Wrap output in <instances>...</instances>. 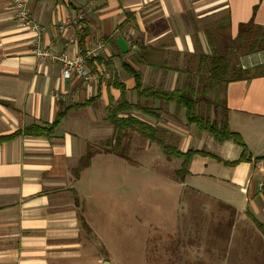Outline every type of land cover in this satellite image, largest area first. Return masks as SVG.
Masks as SVG:
<instances>
[{
    "label": "crops",
    "instance_id": "0c3cea01",
    "mask_svg": "<svg viewBox=\"0 0 264 264\" xmlns=\"http://www.w3.org/2000/svg\"><path fill=\"white\" fill-rule=\"evenodd\" d=\"M87 2L28 0L27 5L44 28L40 45L51 55L73 58L97 49L85 65L91 72L104 68L111 78L90 83L65 77L57 61L34 56V33L18 24L10 0H0V137L21 132L0 143V264H63L78 258L83 231L96 235L86 212L94 164L122 158L98 152L78 177L74 171L88 146L113 137L106 116L109 104L120 99L117 84L125 87L129 103L159 111L157 121L140 112L133 115L158 128L162 138L172 141L168 145L222 161L195 156L186 178L222 190L213 199L247 221L252 248L257 244L261 252L256 264H264V160H256L264 155V64L256 66L263 65L254 70L256 77L222 87L228 127L240 135L251 158L236 165L225 163L240 157L237 145L219 143L187 124L184 110L174 104L140 97L134 79L124 71L128 66L138 72L143 87L183 89L184 72H194L198 54L212 50L206 25L219 30L223 11L229 15L225 29L232 40L239 24L251 19L264 27V0H104L88 7ZM81 12L79 27L59 31L62 22ZM67 108L49 137L22 133L32 125H51ZM191 187L200 191L194 183ZM214 235L222 242V234Z\"/></svg>",
    "mask_w": 264,
    "mask_h": 264
},
{
    "label": "rangeland",
    "instance_id": "374dc122",
    "mask_svg": "<svg viewBox=\"0 0 264 264\" xmlns=\"http://www.w3.org/2000/svg\"><path fill=\"white\" fill-rule=\"evenodd\" d=\"M224 17L222 11V24ZM206 27L210 28L211 51L224 55L232 41L227 30H214L210 24ZM230 57L241 69L264 64V51ZM195 84L200 87L201 82L196 79ZM215 96L218 107L201 103L197 112L219 122L222 87L217 94L208 92L207 99L212 101ZM163 141L172 142L167 137ZM146 144L128 132L120 148L114 150L127 156L125 162L117 158L94 164L86 212L98 237L83 231L78 258L63 264H219V259L226 264H256L261 252L257 244L252 248L247 221L239 220L231 208L213 199L222 190L202 180L184 177L183 182L178 181L174 171L180 168V160L164 157L156 144ZM93 145L99 152L110 149L106 141ZM193 183L200 191L191 187ZM216 232L222 234V242L216 235L213 240Z\"/></svg>",
    "mask_w": 264,
    "mask_h": 264
},
{
    "label": "trees",
    "instance_id": "16d2710c",
    "mask_svg": "<svg viewBox=\"0 0 264 264\" xmlns=\"http://www.w3.org/2000/svg\"><path fill=\"white\" fill-rule=\"evenodd\" d=\"M228 26L229 15L226 14L224 17V23L221 27L228 28ZM226 50L227 51L224 55L213 53L212 51V53L208 55L202 53L198 54L196 70L192 72L188 69L184 72L186 82L181 90L175 89L171 91H162L150 87H143L141 76L138 72L132 70L128 66H124V71L134 79V89L140 97H144L147 100L157 99L167 105L174 104L177 108L184 110L187 124L194 125L200 132H208L219 143L232 141L237 145L241 149L240 157L236 161L225 163L228 165H236L240 162H250L251 158L240 135L229 129L226 121V108L223 106L220 107L222 118L217 122L215 119L202 117L197 112V106L203 103L206 106L213 105L214 108L215 106L218 107L217 97L215 96L214 100L209 101L207 99L208 92L212 91L217 94L219 89L227 83L247 80L257 76L254 70L262 68L263 65L252 70L241 69L236 64H232L230 56L233 55L239 57L263 52L264 27L254 24L252 19L247 23L239 24L237 35L231 41V44L226 47ZM233 52H238V56ZM203 72L205 74H202ZM196 79L199 83L201 82L200 87L195 86ZM116 87L120 91V99L118 102L109 104L107 107L106 120L112 127L113 138L106 142L110 149L104 151L105 153L115 154L114 150L120 148L121 142L128 137V132L134 133L143 138L148 144H156L160 148L164 157L181 160L180 168L174 171V174L180 182H183L184 177L188 175V166L195 156H209L222 162L220 159L213 157L209 153L197 150L181 152L175 147L165 144L163 138L160 136L158 128L133 115V112L136 111L157 121L159 119V111L148 106L140 107L137 104L129 103L125 96V87L121 84H117ZM67 110L68 108L64 111H60L51 125L44 127L32 125L25 128L22 133L25 135L49 137L52 134L53 129L66 114ZM20 134L21 132H17L10 136L0 137V143L10 140ZM98 152L99 151L94 150L92 146L87 147L85 155L80 159L79 164L74 171L75 177H78L80 172L89 166L91 158ZM115 155L127 160V156L124 153H116ZM256 160H264V155ZM227 207L230 208L229 206ZM251 220L258 229L263 230L258 222L254 221L252 218ZM80 221L83 228L88 230L84 220L80 218Z\"/></svg>",
    "mask_w": 264,
    "mask_h": 264
},
{
    "label": "built area",
    "instance_id": "2783aa9c",
    "mask_svg": "<svg viewBox=\"0 0 264 264\" xmlns=\"http://www.w3.org/2000/svg\"><path fill=\"white\" fill-rule=\"evenodd\" d=\"M12 8L14 9V15L21 27L30 29L34 33V38L32 41L33 54L38 59H50L52 61H57L62 66V72L65 77L76 76L85 82L98 81L100 78L105 80L110 79V74L104 68H97L94 72L88 70L85 65V61L97 56V49H91L84 53L82 56L68 57L66 54H61L59 56L51 55L40 45V35L44 31V28L40 26L36 20L31 16L28 9V0H10ZM104 0H88L86 3L87 7L95 4L96 2ZM84 14L81 12L73 20H68L62 22L58 29L63 31L67 27L73 26L75 28L79 27L80 22L83 20ZM242 69H245L242 67Z\"/></svg>",
    "mask_w": 264,
    "mask_h": 264
},
{
    "label": "water",
    "instance_id": "95a60500",
    "mask_svg": "<svg viewBox=\"0 0 264 264\" xmlns=\"http://www.w3.org/2000/svg\"><path fill=\"white\" fill-rule=\"evenodd\" d=\"M121 44H123V46H124V43L123 42H121Z\"/></svg>",
    "mask_w": 264,
    "mask_h": 264
}]
</instances>
